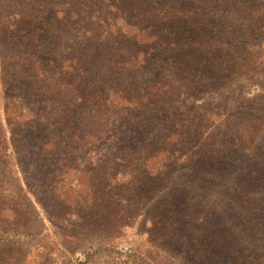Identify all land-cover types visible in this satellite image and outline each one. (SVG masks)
Returning a JSON list of instances; mask_svg holds the SVG:
<instances>
[{"label": "trees", "instance_id": "trees-1", "mask_svg": "<svg viewBox=\"0 0 264 264\" xmlns=\"http://www.w3.org/2000/svg\"><path fill=\"white\" fill-rule=\"evenodd\" d=\"M35 1L0 10V225L28 236L13 243L45 251L50 241L32 239L37 211L26 201L34 188L20 176L30 150L37 158L59 155L64 172L80 175L75 198L68 183L38 188L54 193L49 213L60 230L74 231L65 223L97 230L89 209L97 212L106 196L103 221L128 225L123 218L142 191L180 169L234 179L240 207L264 229V155L249 147L250 124L264 133V110L251 106L235 132L229 114L200 96L223 88L220 96L234 100L251 86L264 102V0ZM147 119L158 128L153 144L115 153L105 146L147 127ZM170 198L157 208L156 226L195 264H264V245L244 227L198 211L201 201ZM6 262L18 264L16 256Z\"/></svg>", "mask_w": 264, "mask_h": 264}, {"label": "rangeland", "instance_id": "rangeland-1", "mask_svg": "<svg viewBox=\"0 0 264 264\" xmlns=\"http://www.w3.org/2000/svg\"><path fill=\"white\" fill-rule=\"evenodd\" d=\"M33 1L38 4L37 1ZM22 4L26 6L24 0H0V10L13 12L16 10V6L22 10L24 8ZM224 84L225 87L230 88L229 81ZM231 84L235 86L237 92H242L243 84L236 82H231ZM207 89L208 92L202 95L197 93L196 96H202L212 109L220 107L229 114L228 127L231 131H238L235 128L238 123H248L245 120L249 115L246 117V114L251 106L254 105V108L264 110V107H261L262 104L264 106V102L256 96L251 86L244 87L245 91L251 92L246 93L245 96L236 93L233 95H236L234 100L233 97L229 99L226 95L220 96L224 91L223 88L219 91L212 88ZM226 99H229L228 105L225 103ZM160 108L162 109V106ZM152 115L154 114L151 113L150 116ZM250 127L256 136L252 138V144L250 143L249 147L257 146L264 155V133L260 132L253 124H250ZM157 133V125H152L151 119H147V127H137L135 131L124 133L122 143L112 140L105 142V146L110 148L111 153L118 152L123 148V145H131L130 148L134 151L142 149V144H153ZM137 140H142L143 143L140 141L136 143ZM115 144L118 147L114 149L111 146H115ZM60 159L59 155L50 154L37 158L30 150L22 165L24 171L20 173V176L27 177L29 186L34 188L33 192L27 195L29 199L26 201L30 208L37 211V218L31 223V232L34 235L32 239L41 240L50 236V241L45 247L47 249L43 251L34 245L27 244L19 247L18 243L12 241L20 239L25 242L28 240V236H14L9 226L0 225V264H8L6 260L9 256H16L18 264H195L186 254L180 253L177 249L178 245L165 241L166 238L161 235L163 228L160 224L156 226L157 208L160 207V203H170L169 201H172L170 197L174 196H179L186 205L190 206L201 201L202 204L198 207V211L208 208L213 212V217L217 213L219 216L216 217L225 220L227 224L233 223L244 227L247 231V238L264 245V229L259 227L253 219V212L247 211L243 206L240 207V202L244 199L238 191L233 189L234 179L225 182L229 179L223 176L224 182H221L220 179H215L212 175L189 169L174 170L164 176L152 189L143 190L138 199L131 203L133 211H129L123 218L125 222H128V225H122L119 222L118 226L117 224L113 226L112 223L108 224L103 221L104 217L101 212H104L109 206L106 196L105 200H98L97 212H92V209H89L87 219L93 218L92 223L97 219L99 224L97 230L87 229L82 232L83 229L80 228L76 231L78 226H67V223H65V227L69 230L75 228L74 231L60 230L52 223L49 213L52 210V205L57 202L54 193L38 189H46L49 187L48 184L65 186L68 183V185H73L70 196L72 198L78 196L79 186L76 185V181L80 175L70 169L64 172L65 168L62 169ZM9 161L14 162L11 158ZM232 165L237 166V163L234 162ZM41 166H46L48 170L41 169ZM228 170L233 172L231 167ZM243 205H247V202H244ZM90 213L94 217L90 218ZM59 214L63 218L66 212L60 209ZM71 219H75V217H71ZM88 222L86 220L84 225H88ZM59 225H62V222ZM100 227L104 228L99 229ZM66 233L75 237L71 239L65 235ZM262 246H260L261 249Z\"/></svg>", "mask_w": 264, "mask_h": 264}]
</instances>
